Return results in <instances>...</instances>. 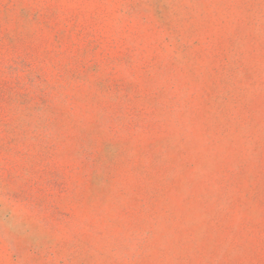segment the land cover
<instances>
[{
    "label": "rangeland",
    "instance_id": "374dc122",
    "mask_svg": "<svg viewBox=\"0 0 264 264\" xmlns=\"http://www.w3.org/2000/svg\"><path fill=\"white\" fill-rule=\"evenodd\" d=\"M0 264H264V0H0Z\"/></svg>",
    "mask_w": 264,
    "mask_h": 264
}]
</instances>
